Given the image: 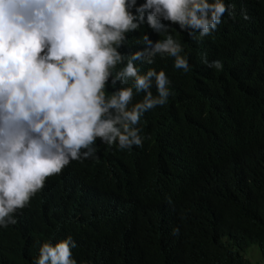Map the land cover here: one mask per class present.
<instances>
[{
  "label": "trees",
  "instance_id": "16d2710c",
  "mask_svg": "<svg viewBox=\"0 0 264 264\" xmlns=\"http://www.w3.org/2000/svg\"><path fill=\"white\" fill-rule=\"evenodd\" d=\"M225 3L235 18L225 14L199 42L170 30L187 73L168 56L135 62L141 74L163 70L171 81L167 104L141 118L143 146L98 139L96 158L49 177L17 223L0 228V264H34L40 244L68 236L76 264H253L242 253L251 243L264 256V0ZM145 32L166 38L145 24L121 51L139 50Z\"/></svg>",
  "mask_w": 264,
  "mask_h": 264
},
{
  "label": "clouds",
  "instance_id": "9594fccd",
  "mask_svg": "<svg viewBox=\"0 0 264 264\" xmlns=\"http://www.w3.org/2000/svg\"><path fill=\"white\" fill-rule=\"evenodd\" d=\"M225 14L235 18L225 0H0V228L17 223L14 214L49 177L73 160L96 158L98 139L121 150L142 147L141 118L167 104L171 81L163 70L141 74L135 62L168 56L187 73L170 30L178 26L199 42ZM241 14L250 19L246 10ZM145 24L166 38L154 42L145 32L139 50L123 53L126 43H136L128 34ZM202 62L223 68L206 54ZM76 246L71 236L44 242L34 264H76Z\"/></svg>",
  "mask_w": 264,
  "mask_h": 264
},
{
  "label": "rangeland",
  "instance_id": "374dc122",
  "mask_svg": "<svg viewBox=\"0 0 264 264\" xmlns=\"http://www.w3.org/2000/svg\"><path fill=\"white\" fill-rule=\"evenodd\" d=\"M243 255L247 257L253 264H264V256L260 253L257 244H249L243 251Z\"/></svg>",
  "mask_w": 264,
  "mask_h": 264
}]
</instances>
